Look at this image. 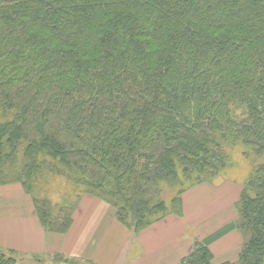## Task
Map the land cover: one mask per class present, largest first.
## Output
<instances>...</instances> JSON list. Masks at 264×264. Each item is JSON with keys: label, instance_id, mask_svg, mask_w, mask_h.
Masks as SVG:
<instances>
[{"label": "trees", "instance_id": "16d2710c", "mask_svg": "<svg viewBox=\"0 0 264 264\" xmlns=\"http://www.w3.org/2000/svg\"><path fill=\"white\" fill-rule=\"evenodd\" d=\"M239 145L264 157V0H0V186L24 188L48 232H68L83 195L135 234L182 216L183 193ZM254 168L236 257L218 263L196 238L181 264H264ZM47 175L67 180L73 207L36 194Z\"/></svg>", "mask_w": 264, "mask_h": 264}, {"label": "crops", "instance_id": "0c3cea01", "mask_svg": "<svg viewBox=\"0 0 264 264\" xmlns=\"http://www.w3.org/2000/svg\"><path fill=\"white\" fill-rule=\"evenodd\" d=\"M218 178L183 193L182 216L170 214L138 234L117 220L112 206L88 195L68 232H48L19 184L0 186V246L16 257L14 264H181L198 238L220 263L242 241L233 229L242 186Z\"/></svg>", "mask_w": 264, "mask_h": 264}, {"label": "rangeland", "instance_id": "374dc122", "mask_svg": "<svg viewBox=\"0 0 264 264\" xmlns=\"http://www.w3.org/2000/svg\"><path fill=\"white\" fill-rule=\"evenodd\" d=\"M263 161H264V157L260 158L254 152H246L244 147L240 145L234 146L232 148H229L228 164L221 171L219 176L224 177L228 180L239 182V184L241 183V186H243L245 182L247 183L250 176L252 175V172L255 169L254 167L262 163ZM35 188L37 190L36 194L38 192L37 195L39 197L44 198L47 196L49 199H51V201H53L56 204L55 206L57 207L64 202H67L66 204L73 207L79 197V195L73 192L70 184L62 176L47 175L38 185L35 186ZM23 190L25 193H27L24 188ZM173 194L174 192L172 190L167 189L166 198L170 199L171 195ZM236 217H237V213H236ZM241 239H243V237ZM240 246H241V240L237 246V249ZM237 253L238 252L236 251V253L232 254L233 255L232 259L236 257Z\"/></svg>", "mask_w": 264, "mask_h": 264}]
</instances>
